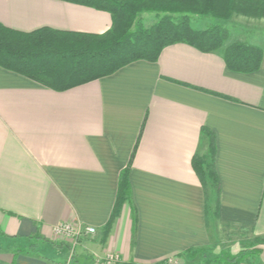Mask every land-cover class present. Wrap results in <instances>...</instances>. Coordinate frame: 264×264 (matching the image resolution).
<instances>
[{
    "label": "crops",
    "instance_id": "obj_1",
    "mask_svg": "<svg viewBox=\"0 0 264 264\" xmlns=\"http://www.w3.org/2000/svg\"><path fill=\"white\" fill-rule=\"evenodd\" d=\"M0 24L103 35L114 21L59 0H0ZM210 134L217 219L206 215L193 168ZM128 167L136 217L124 204L107 233ZM61 224L84 230L70 262V240L54 233ZM0 231V264H101L109 255L156 264L232 236L264 240V57L259 71L242 74L228 69L223 51L176 44L155 63L64 92L0 67Z\"/></svg>",
    "mask_w": 264,
    "mask_h": 264
},
{
    "label": "trees",
    "instance_id": "obj_2",
    "mask_svg": "<svg viewBox=\"0 0 264 264\" xmlns=\"http://www.w3.org/2000/svg\"><path fill=\"white\" fill-rule=\"evenodd\" d=\"M109 13L114 21L103 35L55 31L43 28L31 33L18 32L0 24V67L22 75L44 87L64 92L108 77L120 69L139 62L158 61L162 51L176 44L189 45L203 53L223 51L224 62L232 72L250 74L260 70L264 48L246 43L225 47L229 32L220 25L204 31L192 27L191 16L226 21L231 12L247 17L264 18V0H59ZM223 4V5H222ZM159 18L151 28L143 25L142 14ZM206 134V132H204ZM216 140L210 134L206 157H194L193 168L205 194L206 215L218 218L221 182L215 162ZM130 167L122 171L117 200L106 232L129 203L136 217L129 182ZM2 233L0 231V237ZM40 238L36 237L34 246ZM257 245L264 240L256 239ZM24 246V250L34 247ZM21 249V250H20ZM17 252L24 251L22 248ZM258 249H245L238 254L222 251L207 257L203 248H191L178 259L202 264H243L261 255ZM130 264H136L131 262ZM156 264H167L162 261Z\"/></svg>",
    "mask_w": 264,
    "mask_h": 264
},
{
    "label": "rangeland",
    "instance_id": "obj_3",
    "mask_svg": "<svg viewBox=\"0 0 264 264\" xmlns=\"http://www.w3.org/2000/svg\"><path fill=\"white\" fill-rule=\"evenodd\" d=\"M223 5V4H222ZM231 17L229 20L226 21H216L210 17H198V16H191V24L192 27L197 31H204L210 27H213L215 25H220L229 32V39L225 43V47L227 48L229 46L235 45V44H249L252 46H256L259 48H264V18H255V17H247L240 13L231 12ZM143 18V25L145 28L149 29L151 28L155 23L159 21V18L156 14L153 13H144L142 14ZM240 238H234L232 236L230 240H226V242H222L220 246L215 247L212 246L211 248L205 249L206 256L207 257H213L216 255H219L222 251L230 252L232 254H238L242 250L245 249H258L261 252V255L256 258H250L246 262H258V264H264V244L257 245L256 239H249V238H243L241 242ZM73 241L70 240L68 242L70 245L69 248V259L68 261H72L73 257L75 256V252L78 248V245L71 243ZM237 242V243H236ZM236 244V245H235ZM18 246H21L22 243H18ZM16 245V247H17ZM23 246V245H22ZM41 251V249H40ZM188 261L181 262L179 259H173L167 262V264H202L200 261H194L193 263H187ZM79 264H92V261L88 259H82L79 261ZM101 264H107V262L103 261ZM116 264H120L116 263ZM130 264V263H128Z\"/></svg>",
    "mask_w": 264,
    "mask_h": 264
},
{
    "label": "built area",
    "instance_id": "obj_4",
    "mask_svg": "<svg viewBox=\"0 0 264 264\" xmlns=\"http://www.w3.org/2000/svg\"><path fill=\"white\" fill-rule=\"evenodd\" d=\"M86 232L87 234H94L96 231L94 228H87ZM54 233L57 237L71 240L75 245H78L84 235V230L73 224H61L54 228ZM104 261L107 262V264L119 263L118 257L113 255L107 256Z\"/></svg>",
    "mask_w": 264,
    "mask_h": 264
}]
</instances>
